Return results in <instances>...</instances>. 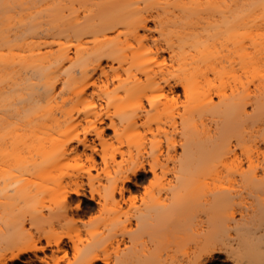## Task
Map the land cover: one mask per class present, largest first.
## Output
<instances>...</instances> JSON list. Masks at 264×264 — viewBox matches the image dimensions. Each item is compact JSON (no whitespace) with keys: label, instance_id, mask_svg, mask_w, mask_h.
<instances>
[{"label":"bare ground","instance_id":"obj_1","mask_svg":"<svg viewBox=\"0 0 264 264\" xmlns=\"http://www.w3.org/2000/svg\"><path fill=\"white\" fill-rule=\"evenodd\" d=\"M0 264H264V0H0Z\"/></svg>","mask_w":264,"mask_h":264},{"label":"rangeland","instance_id":"obj_2","mask_svg":"<svg viewBox=\"0 0 264 264\" xmlns=\"http://www.w3.org/2000/svg\"><path fill=\"white\" fill-rule=\"evenodd\" d=\"M146 175L147 176H150L151 175V172L149 173V172H147L146 173ZM142 182H138V184L137 185H133L132 186V188L133 189H137V186L139 187L138 189H140V188H142V186L144 185L143 183H145V181H143V180H141ZM135 187V188H134ZM98 214H96V211H91L90 213H88L87 215H86V218H89V217H95V216H97ZM74 219V218H73ZM73 219L72 218H70V221H73Z\"/></svg>","mask_w":264,"mask_h":264}]
</instances>
